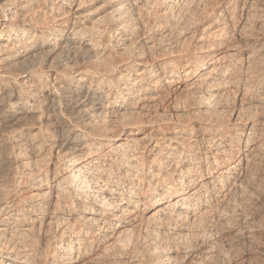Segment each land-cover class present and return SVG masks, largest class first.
Masks as SVG:
<instances>
[{"label": "bare ground", "instance_id": "6f19581e", "mask_svg": "<svg viewBox=\"0 0 264 264\" xmlns=\"http://www.w3.org/2000/svg\"><path fill=\"white\" fill-rule=\"evenodd\" d=\"M0 264H264V0H0Z\"/></svg>", "mask_w": 264, "mask_h": 264}, {"label": "rangeland", "instance_id": "374dc122", "mask_svg": "<svg viewBox=\"0 0 264 264\" xmlns=\"http://www.w3.org/2000/svg\"><path fill=\"white\" fill-rule=\"evenodd\" d=\"M238 263V262H237Z\"/></svg>", "mask_w": 264, "mask_h": 264}]
</instances>
